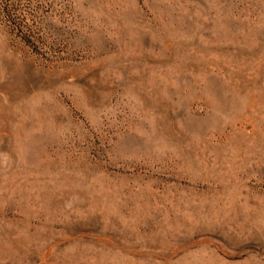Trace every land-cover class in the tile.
Listing matches in <instances>:
<instances>
[{"label":"rangeland","instance_id":"1","mask_svg":"<svg viewBox=\"0 0 264 264\" xmlns=\"http://www.w3.org/2000/svg\"><path fill=\"white\" fill-rule=\"evenodd\" d=\"M0 264H264V0H0Z\"/></svg>","mask_w":264,"mask_h":264}]
</instances>
